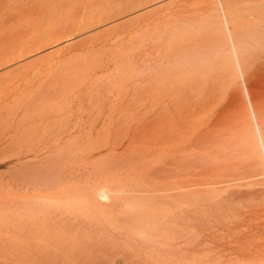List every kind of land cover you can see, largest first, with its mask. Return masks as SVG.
Masks as SVG:
<instances>
[{"label": "rangeland", "instance_id": "rangeland-1", "mask_svg": "<svg viewBox=\"0 0 264 264\" xmlns=\"http://www.w3.org/2000/svg\"><path fill=\"white\" fill-rule=\"evenodd\" d=\"M259 1L222 0L251 41ZM219 20L216 0H0V264H264L241 83L220 58L207 82L179 64L218 45ZM263 55L244 71L259 115Z\"/></svg>", "mask_w": 264, "mask_h": 264}, {"label": "bare ground", "instance_id": "bare-ground-1", "mask_svg": "<svg viewBox=\"0 0 264 264\" xmlns=\"http://www.w3.org/2000/svg\"><path fill=\"white\" fill-rule=\"evenodd\" d=\"M244 1V0H243ZM257 1H259V0H257ZM249 2H250V0H249ZM252 2H253V0H252ZM256 2V1H255ZM255 2H254V4H255ZM262 2V1H261ZM19 3V2H18ZM216 3H217V6H218V9H219V12H220V14H221V21H220V26H218V28H219V30H220V41H219V43H218V45L217 46H215L213 49H211V50H204V51H202V52H199V53H197V54H191V55H189L188 57H186V59H184V60H182L181 62H179V64H182V65H186V66H188L189 68H194V70L193 71H190V73H189V76H193V77H195V78H199L201 81H205V82H207L208 80L209 81H211V79H212V74H213V70H214V68L215 67H213V62L216 60V59H218V58H220V60L222 59L225 63H226V65L228 66V67H230L231 68V70L230 71H232V73H233V75H234V77H236L239 81L238 82H240L241 84V86H242V88H241V90H243V95L245 96L244 98H246L245 100H246V103H247V105L246 104H242V106H246L247 107V109H248V116H249V118H246V120L247 119H249L248 121H249V123L251 124V133L249 134V136H248V139H249V141H248V143H249V147H250V149L253 151V152H256V154L258 155V157H259V159H260V161L258 160V162H260L261 163V165H262V169L264 170V126H263V121H261L260 120V115L261 114H263V113H261L260 115H259V112L257 111V109H256V107H255V104H254V100H252L251 99V95H250V92H249V89H248V86H247V82H246V80L248 79H246L245 80V76H244V71H245V62L247 61L246 60V58H247V56H248V53L249 52H251L252 51V49H253V47H256L257 45H262V46H264V38H258V39H256L257 40V42H255L254 40H252L251 41V38H250V36H247L246 35V30H245V28H244V26H242L239 22H237V21H235L234 19H231V17L229 18L228 17V15H227V8H226V5L222 2V0H216ZM238 3V2H237ZM241 3V2H240ZM239 3V4H240ZM259 3H260V1H259ZM258 4V3H257ZM232 5H234V4H232ZM231 5V6H232ZM249 5V4H248ZM264 5V4H263ZM263 5H262V7H263ZM229 6V5H228ZM20 7V6H19ZM22 7V6H21ZM249 7V6H248ZM254 7V6H253ZM252 7V8H253ZM261 7V8H262ZM10 8V7H9ZM16 8H18V7H16ZM32 8H33V6H32ZM247 8V7H246ZM251 8V9H252ZM11 9V8H10ZM51 9V8H50ZM242 9V8H241ZM34 10V9H33ZM41 10H42V8H41ZM48 10V9H47ZM238 10H240V9H238ZM243 10H244V8H243ZM262 10H264V9H262ZM21 11V10H20ZM32 11V10H31ZM251 11V10H250ZM254 11V10H253ZM259 10H257V12H258ZM22 12V11H21ZM218 12V11H217ZM255 12V11H254ZM216 13V12H215ZM263 13V12H262ZM261 13V14H262ZM217 14V13H216ZM219 14V13H218ZM233 14L235 15V8H234V11H233ZM237 15V14H236ZM249 15V14H248ZM258 15H260V14H258ZM3 16V15H2ZM263 16V15H262ZM220 17V16H219ZM241 17V16H240ZM245 17V16H244ZM255 17V16H254ZM234 18V17H233ZM242 18V17H241ZM251 18H253V17H251ZM258 18V17H257ZM191 19V18H190ZM248 19H250V18H248ZM253 19H255V18H253ZM121 20V19H120ZM192 20H194V19H192ZM200 20V19H199ZM202 20V19H201ZM200 20V21H201ZM209 20V19H208ZM208 20H206L205 19V21H208ZM243 21H245L246 19H242ZM189 21V20H188ZM197 21V20H196ZM205 21H201V22H204V24H205ZM211 20H209L208 22V24H211L212 22H210ZM218 21V22H219ZM264 21V20H263ZM190 22V21H189ZM194 23H195V21H193ZM198 22V21H197ZM262 22V21H261ZM169 23V22H168ZM172 23V25H174V27L177 25V24H180V23H173V22H171ZM170 23V24H171ZM188 23V22H187ZM169 24V25H170ZM176 24V25H175ZM184 24V23H183ZM200 24V23H199ZM203 24V23H202ZM262 24V23H261ZM264 24V23H263ZM163 25H165V24H163ZM212 25H214V24H212ZM257 25H259V24H257ZM161 26V25H160ZM179 26V25H178ZM202 26V28H203V25H201ZM254 26V25H253ZM171 28L173 27V26H170ZM217 28V26H214V28ZM259 27V26H258ZM163 26L161 27V28H159V34H160V32H161V30H163ZM166 28H167V26H166ZM168 28H169V26H168ZM167 28V29H168ZM185 28H186V26H185ZM194 28V27H193ZM196 28V27H195ZM194 28V29H195ZM198 28H200V27H198ZM197 28V31L199 30ZM215 28V29H216ZM250 27H248V29H249ZM252 28H255V29H253V30H256V27H252ZM262 28H264L263 26L261 27V28H259V30H261ZM161 29V30H160ZM170 29V28H169ZM191 29V28H190ZM189 29V30H190ZM193 29V30H194ZM164 30H166V29H164ZM163 30V31H164ZM171 30V29H170ZM186 30V29H185ZM258 30V31H259ZM168 31V30H167ZM177 31V30H176ZM176 31H173V32H176ZM215 31V30H214ZM156 32V31H155ZM173 32H172V34H173ZM183 32V31H182ZM216 32V31H215ZM157 33V32H156ZM162 33V32H161ZM165 33V32H164ZM177 33H178V31H177ZM186 33V32H185ZM199 33V32H198ZM208 33V32H207ZM158 34V33H157ZM179 34H180V32H179ZM184 34V33H183ZM187 34V33H186ZM185 34V35H186ZM192 33H190L189 35H191ZM260 34V33H259ZM166 34H163V37L165 36ZM170 35H171V33H170ZM169 34H168V36H170ZM181 35V34H180ZM188 34H187V36H189ZM252 35V34H251ZM168 36H166V38L168 37ZM175 36V35H174ZM195 36V35H194ZM151 37V36H150ZM254 37V36H253ZM66 38V37H65ZM64 38V39H65ZM68 38V37H67ZM66 38V39H67ZM170 39H172V38H170ZM201 39V38H200ZM61 40H63V39H61ZM167 40V39H166ZM174 40V39H173ZM66 41H68V40H66ZM70 41V40H69ZM172 41V40H171ZM175 41V40H174ZM71 42V41H70ZM170 42V41H169ZM217 42V41H216ZM252 42H254V43H252ZM69 43V42H68ZM207 43V42H206ZM256 43V44H255ZM167 44V43H166ZM71 45V44H70ZM195 45H197V44H195ZM203 45V44H202ZM170 46H172V44L170 45ZM173 46H176L175 44H173ZM210 46V45H209ZM9 47H10V45H9ZM55 47V46H54ZM260 47V46H259ZM259 47H257V48H259ZM69 48V47H68ZM174 48V47H173ZM172 48V49H173ZM257 48H255V49H257ZM17 49V48H16ZM175 49V48H174ZM173 49V50H174ZM186 49V48H185ZM198 49V48H197ZM196 49V50H197ZM48 50V49H47ZM59 50V49H58ZM57 50V51H58ZM195 50V49H194ZM51 51V50H50ZM43 52V51H42ZM66 52V51H65ZM39 53V52H38ZM37 53V54H38ZM56 53V52H55ZM54 53V54H55ZM164 53V52H163ZM178 53V52H177ZM184 53V52H183ZM155 54V53H154ZM180 54V53H179ZM185 54V53H184ZM34 55V54H33ZM57 55V54H56ZM162 55H164V54H162ZM177 55V54H176ZM182 55V54H181ZM43 56V55H42ZM55 56V55H54ZM152 56V55H151ZM150 56V57H151ZM172 56H173V54H172ZM183 56V55H182ZM21 57V56H20ZM52 57V56H51ZM167 57H170L169 55L167 56ZM178 57V56H177ZM261 57H264V55L263 56H261ZM28 58H30V57H28ZM27 58V59H28ZM55 58V57H54ZM163 58V57H162ZM25 59V58H24ZM27 59H25V60H27ZM166 59V58H165ZM165 59H163V60H165ZM172 59V58H171ZM182 59V58H181ZM23 60V59H22ZM32 60H35L34 58L32 59ZM54 60V59H53ZM61 60V59H60ZM161 60V59H160ZM169 60V59H168ZM167 60V61H168ZM175 61V60H177V59H172V61ZM219 60V61H220ZM259 60V59H258ZM257 60V61H258ZM14 61V60H13ZM166 61V62H167ZM251 61V60H250ZM58 62H60V61H58ZM150 62V61H149ZM158 62H159V59H157V61H156V65L158 64ZM162 62V61H161ZM221 62V61H220ZM19 63V62H18ZM218 63V62H217ZM216 63V64H217ZM224 63V64H225ZM14 64H17V62L16 63H14ZM160 64V63H159ZM164 64V63H163ZM221 65V63H218V65ZM248 64V63H247ZM8 65V64H7ZM13 65V64H12ZM12 65H10V66H12ZM47 65V64H46ZM176 66V62H172V64H170V63H168V66L170 67V69L171 68H175V66ZM220 65H219V69L221 68L220 67ZM9 66V67H10ZM161 66H162V64H161ZM216 66V65H215ZM224 66V65H223ZM169 67H167V65L166 66H164L163 67V71L162 70H159L160 68L158 67L157 69H155L153 72H152V76H153V84L155 85V88L158 90L159 89V86L160 85H164V84H166L167 83V81L169 80V76H170V71L168 70V68ZM180 67V66H179ZM50 68V67H49ZM52 68V67H51ZM57 68V67H56ZM162 68V67H161ZM218 68H216V69H218ZM224 68H226V67H223V68H221V70H223ZM213 69V70H212ZM227 69H229V68H227ZM3 70V69H2ZM54 70H56V69H54ZM177 70H180V69H177ZM9 71V70H8ZM256 71V70H255ZM16 72H18V71H16ZM50 72V75H51V71H49ZM145 72V71H144ZM146 72H147V70H146ZM150 72V71H149ZM217 72V71H216ZM220 72V71H219ZM224 73H225V70L223 71ZM15 73V72H14ZM47 73V72H46ZM137 73V72H136ZM140 72H138V74H139ZM214 73H215V71H214ZM137 74V75H138ZM142 74H145V73H142ZM148 74V73H147ZM179 75H181V72L180 73H178ZM177 74V75H178ZM260 74V73H259ZM44 75V74H43ZM137 75H136V77H137ZM140 75H141V73H140ZM227 75V74H226ZM228 75L230 76L231 74H229L228 73ZM233 75H231V76H233ZM9 77V76H8ZM123 78V77H122ZM229 78V77H228ZM231 78V77H230ZM251 78H253V77H251ZM250 78V79H251ZM48 79V78H47ZM126 79V78H125ZM124 79V80H125ZM184 79V78H183ZM231 79H234V78H231ZM254 79V78H253ZM253 79H251V80H253ZM228 80H230V79H228ZM249 80V79H248ZM42 81H45V80H42ZM41 81V82H42ZM39 82V81H38ZM125 82V81H124ZM231 82V81H230ZM120 83H122V81L120 82ZM148 83H150L149 81H148ZM171 83V82H170ZM145 84V83H144ZM135 85V84H134ZM137 85V84H136ZM135 85V86H136ZM169 85V84H168ZM181 85V84H180ZM134 86V87H135ZM147 86H148V84H147ZM152 86V85H151ZM239 86V85H238ZM124 87V86H123ZM137 87H139V86H137ZM146 87V86H145ZM171 87V86H170ZM235 87H237V86H235ZM1 88V87H0ZM78 88V87H77ZM151 88V87H150ZM154 88V89H155ZM165 88V87H164ZM163 88V89H164ZM184 88V87H183ZM117 89H118V86H117ZM140 89H142V88H140ZM162 89V88H161ZM239 89V88H238ZM78 90V89H77ZM115 90H116V87H115ZM131 90V89H130ZM150 90V89H149ZM151 90H153V89H151ZM171 90V89H170ZM127 91V90H126ZM137 91V90H136ZM156 92V91H155ZM172 92V91H171ZM179 92H181V91H179ZM151 92H149V94H150ZM115 94V93H114ZM154 94V93H153ZM156 94V96L155 97H157V92L155 93ZM154 94V95H155ZM175 94V93H174ZM178 94V93H177ZM146 95V94H145ZM160 95V97H161V95L162 94H159ZM176 95V94H175ZM175 95H173V96H175ZM150 96V95H149ZM142 97V96H141ZM154 97V98H155ZM160 97H157V98H160ZM117 98V97H116ZM146 98V97H145ZM153 98V99H154ZM169 98V97H168ZM170 98H172L171 96H170ZM149 99V98H148ZM152 99V96H151V98H150V100ZM15 100V99H14ZM156 100H158V99H156ZM155 100V101H156ZM244 100V101H245ZM144 101V100H143ZM152 101V100H151ZM163 101V100H162ZM168 101V100H167ZM166 101V102H167ZM258 101H260V100H258ZM158 102V101H157ZM163 102H165V101H163ZM264 102V101H263ZM153 103V102H152ZM151 103V104H152ZM159 103V102H158ZM258 103V102H257ZM262 103V102H261ZM181 104V103H180ZM156 105H159V104H156ZM167 105V104H166ZM165 104H164V106H166ZM264 105V104H263ZM152 106H154L155 107V105H152ZM163 106V105H162ZM161 106V107H162ZM256 106H257V104H256ZM153 107V108H154ZM211 109H213V108H211ZM243 109H244V107H243ZM246 109V108H245ZM175 111V110H174ZM264 111V110H263ZM241 112V111H240ZM245 112V111H244ZM180 113V112H179ZM156 115H158V114H156ZM238 115H240V114H238ZM177 116H178V114H177ZM237 116V115H236ZM242 116V115H241ZM245 116H247V114L245 115ZM263 116H264V114H263ZM214 117V116H213ZM231 117V116H230ZM235 117V116H234ZM153 118V117H152ZM174 118V117H173ZM172 118V119H173ZM236 118V117H235ZM235 118L234 119H231L232 121L233 120H235ZM238 118V117H237ZM171 119V120H172ZM170 120V119H169ZM236 121H238V120H236ZM240 121V120H239ZM238 121V122H239ZM241 121H242V119H241ZM231 122V121H230ZM167 123V122H166ZM171 123V121L169 122V124ZM185 123V122H184ZM232 123V122H231ZM231 123H230V126H231ZM234 124H235V122H233ZM240 123V122H239ZM248 123V124H249ZM246 124V123H245ZM201 125H203V124H201ZM234 125H232V127H233ZM236 126H238V125H236ZM244 126V125H243ZM242 126V127H243ZM202 127H204V126H202ZM246 128H248L249 126H245ZM182 128V127H181ZM188 128V127H187ZM186 128V129H187ZM237 128V127H236ZM240 128H241V126H240ZM245 128V129H246ZM175 129V128H174ZM174 129H171V130H174ZM178 130H179V128H177ZM204 129V128H203ZM243 129V128H242ZM162 130V129H161ZM231 130V129H230ZM241 130V129H240ZM175 131V130H174ZM173 131V132H174ZM181 131V130H180ZM207 131V130H206ZM183 132H186V131H183ZM242 132H244V131H242ZM241 132V133H242ZM178 133H179V131H178ZM175 134V133H174ZM173 134V135H174ZM182 134H184V133H180V135H182ZM186 134V133H185ZM189 134V133H188ZM191 134V133H190ZM204 134V133H203ZM230 134H231V132H230ZM244 134V133H243ZM187 135V134H186ZM232 135V134H231ZM236 135V134H235ZM235 135H233V136H235ZM188 136V135H187ZM233 136H230V138L231 137H233ZM157 137V136H156ZM155 137V138H156ZM160 137V136H159ZM158 137V138H159ZM166 137V136H165ZM164 137V138H165ZM169 137V136H168ZM173 137V136H172ZM183 137V136H182ZM191 137H192V135H191ZM199 137V136H198ZM163 138V139H164ZM177 138H178V136H177ZM197 138V137H196ZM242 138V136L239 138L238 137V139H241ZM162 139V140H163ZM167 139V138H166ZM176 139V138H175ZM181 139V138H180ZM194 139V138H193ZM243 139V138H242ZM247 139V138H246ZM179 140V139H178ZM230 140H233V139H230ZM245 140V139H244ZM164 141V140H163ZM175 141V140H174ZM168 142H169V139H168ZM167 142V143H168ZM172 142V141H171ZM175 142H177V141H175ZM239 142V141H238ZM156 143H157V141H156ZM165 143V142H164ZM233 143H235V141L233 142ZM244 143V142H243ZM242 143V144H243ZM231 144V143H230ZM236 144V143H235ZM246 144H247V141H246ZM239 146H244V145H239ZM232 147H233V145H232ZM231 147V148H232ZM230 148V149H231ZM236 148V147H235ZM240 147H238L237 148V150L239 149ZM243 150V149H242ZM235 151H236V149H235ZM233 155V154H232ZM236 155V154H235ZM231 156V155H230ZM252 156V155H251ZM242 159V158H241ZM245 159H247V157L245 158ZM250 159H252V158H250ZM250 162H253V161H249V163ZM256 163H257V161H256ZM253 166V165H252ZM237 168H239L238 166H237ZM258 170H259V168H257ZM249 170V169H248ZM247 170V171H248ZM253 170V169H252ZM249 172V171H248ZM258 174V173H257ZM263 175H264V173H263ZM254 177H256V176H254ZM262 177V176H261ZM259 178V177H258ZM256 179V178H255ZM238 183V182H237ZM229 184V183H228ZM225 185V184H224ZM230 185H233L232 183H230ZM210 186V185H209ZM214 186V185H213ZM246 186V185H245ZM248 186V185H247ZM238 189H240V188H238ZM248 190H250V189H248ZM251 191V190H250ZM249 191V192H250ZM258 191V190H257ZM103 195V194H102ZM104 197H106L105 195H103ZM232 201V200H231ZM260 205H262V203H260ZM264 211V210H263Z\"/></svg>", "mask_w": 264, "mask_h": 264}]
</instances>
